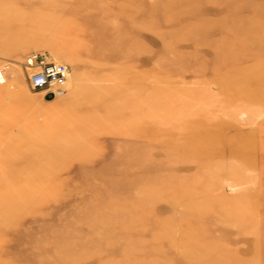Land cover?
<instances>
[{"label":"rangeland","instance_id":"374dc122","mask_svg":"<svg viewBox=\"0 0 264 264\" xmlns=\"http://www.w3.org/2000/svg\"><path fill=\"white\" fill-rule=\"evenodd\" d=\"M0 67V264H264V0H0Z\"/></svg>","mask_w":264,"mask_h":264},{"label":"built area","instance_id":"2783aa9c","mask_svg":"<svg viewBox=\"0 0 264 264\" xmlns=\"http://www.w3.org/2000/svg\"><path fill=\"white\" fill-rule=\"evenodd\" d=\"M45 59L46 57L40 52H34L27 56L26 63L34 67L29 74L31 86L57 93L63 89L66 83L70 66L65 62ZM5 80V69L0 67V83Z\"/></svg>","mask_w":264,"mask_h":264},{"label":"bare ground","instance_id":"6f19581e","mask_svg":"<svg viewBox=\"0 0 264 264\" xmlns=\"http://www.w3.org/2000/svg\"><path fill=\"white\" fill-rule=\"evenodd\" d=\"M68 64V63H67ZM69 65V64H68ZM69 74H70V72H69ZM5 76H6V74H5ZM69 76V75H68ZM68 79L69 78H67V80H66V82L68 81ZM6 81V80H5ZM64 85H66V83L64 84ZM63 91V89L61 90V91H59V92H62ZM54 96V95H53Z\"/></svg>","mask_w":264,"mask_h":264},{"label":"water","instance_id":"95a60500","mask_svg":"<svg viewBox=\"0 0 264 264\" xmlns=\"http://www.w3.org/2000/svg\"><path fill=\"white\" fill-rule=\"evenodd\" d=\"M47 97H48V98L53 97V94H50V95L48 94Z\"/></svg>","mask_w":264,"mask_h":264}]
</instances>
